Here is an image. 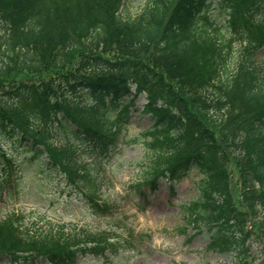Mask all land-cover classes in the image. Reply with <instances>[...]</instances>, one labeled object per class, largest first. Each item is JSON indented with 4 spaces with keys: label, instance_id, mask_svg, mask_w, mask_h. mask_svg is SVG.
I'll return each mask as SVG.
<instances>
[{
    "label": "trees",
    "instance_id": "trees-1",
    "mask_svg": "<svg viewBox=\"0 0 264 264\" xmlns=\"http://www.w3.org/2000/svg\"><path fill=\"white\" fill-rule=\"evenodd\" d=\"M123 2L0 0V201L19 179V155L85 192V161L108 157L146 95L152 157L136 196L161 183L174 194L197 175L189 223L209 237L207 251L246 264L247 239L235 224L246 212L235 219L229 159L220 155L246 168V195L264 209V0H147L116 31ZM114 48L115 57L104 55ZM90 191L85 198L101 210L93 183ZM75 227L13 214L0 222V264H81L113 247L75 243Z\"/></svg>",
    "mask_w": 264,
    "mask_h": 264
},
{
    "label": "rangeland",
    "instance_id": "rangeland-1",
    "mask_svg": "<svg viewBox=\"0 0 264 264\" xmlns=\"http://www.w3.org/2000/svg\"><path fill=\"white\" fill-rule=\"evenodd\" d=\"M146 2L124 0L115 22L118 27L116 31L125 25L119 21L123 20V16L131 17L129 20L136 19ZM235 47V50L238 49L237 45ZM116 54L115 48L104 53L109 57ZM258 60L264 61V49ZM147 103L145 95L136 100L131 108V121L119 134L109 157L101 161H85L87 173L80 175H85L83 181L88 180L80 184L81 187L85 186V192L70 186L58 175L39 173L37 164L24 156H15L19 179L11 193L3 194L0 222L15 214L24 216L27 222L42 220L54 225L71 223L76 226L70 232L75 243L100 240L113 245L109 249L111 253L107 251L104 257L88 256L83 264H232L234 254L207 251L209 237L198 232L197 224L189 223L188 219L195 221V218H189L185 208L198 195L197 175L192 174L184 180L175 196L170 195L169 187L165 184H161L153 195L147 193L145 209L144 200L136 197L135 188L152 157V150L144 136L153 126L150 115L144 111ZM116 115L117 111L110 113L111 117ZM2 145L8 154H13L11 145L3 142ZM220 158L229 159L224 167L230 198L236 200L234 209L240 211L235 219H239L242 211L246 212V221L236 220L235 223L242 228L247 239L246 264H264V209L253 194L252 198L246 195L251 177L234 155L224 152ZM92 183L97 191L98 203L102 205L101 210L92 208L84 196L93 194L90 191ZM104 203L109 209L107 212L103 208ZM228 209L231 211V207Z\"/></svg>",
    "mask_w": 264,
    "mask_h": 264
}]
</instances>
